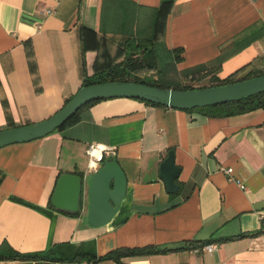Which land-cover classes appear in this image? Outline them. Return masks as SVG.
<instances>
[{
  "label": "crops",
  "instance_id": "0c3cea01",
  "mask_svg": "<svg viewBox=\"0 0 264 264\" xmlns=\"http://www.w3.org/2000/svg\"><path fill=\"white\" fill-rule=\"evenodd\" d=\"M102 5V0H0V131L52 117L97 67L125 59L127 38H150L160 14L164 33L153 46L160 66L176 63L178 72L212 67L230 53L214 76L240 79L264 70V0ZM83 27L93 30L86 39ZM92 145L108 148L105 158L115 156L128 181L119 212L100 228L88 220L90 180L103 164L90 165ZM171 150L181 168L174 195L160 179V165ZM228 168L231 176L224 172ZM63 173L86 178L77 215L49 208ZM0 177V247L35 253L93 243L100 257L153 246L180 250L123 263L264 264V109L213 118L136 99L103 100L62 130L1 148ZM209 241L217 244L214 251L203 250Z\"/></svg>",
  "mask_w": 264,
  "mask_h": 264
},
{
  "label": "water",
  "instance_id": "95a60500",
  "mask_svg": "<svg viewBox=\"0 0 264 264\" xmlns=\"http://www.w3.org/2000/svg\"><path fill=\"white\" fill-rule=\"evenodd\" d=\"M264 93V75L234 84L179 91L162 89L140 83L107 82L82 87L73 98L52 117L30 125L0 131V149L42 139L60 129L74 114L87 104L99 100L129 98L157 104L177 110H191L222 105L247 99ZM181 168L176 165L175 152L160 165V179L168 194L179 192L178 180ZM85 176L63 173L58 178L52 206L69 214H79L86 198ZM128 181L117 158L107 160L98 168L90 180L89 224L100 228L109 224L119 212L127 196Z\"/></svg>",
  "mask_w": 264,
  "mask_h": 264
},
{
  "label": "trees",
  "instance_id": "16d2710c",
  "mask_svg": "<svg viewBox=\"0 0 264 264\" xmlns=\"http://www.w3.org/2000/svg\"><path fill=\"white\" fill-rule=\"evenodd\" d=\"M102 9H112L113 0H102ZM168 4H163L162 7ZM161 7V8H162ZM111 11V10H110ZM109 11V12H110ZM113 12V11H111ZM106 15V11H102V18ZM104 23V20H103ZM101 31H104V25H101ZM93 30L86 27L82 28L83 39L87 38ZM164 33L162 24V14L159 15L157 21L153 27V33L150 38L137 41V37H129L126 42L128 44L129 53L125 59L113 66H101L97 67L95 74L92 76H86L83 80L82 87L92 86L107 82H131L145 84L151 87H157L162 89H174L179 91L194 90L201 87H195L197 82L211 76V84L207 87H216L227 84H234L240 81L260 77L264 75V70H253L246 74L244 77L237 79L236 75H233L226 79H220L214 76L216 70L221 66L223 61L230 56V53H223L215 65L212 67L208 65L198 66L185 72H178L176 69V63H172L166 66H160L157 62V54L153 48L159 36ZM87 34V35H86ZM131 43V45H129ZM238 49L234 50L236 52ZM138 52H141L142 56H136ZM233 52V51H232ZM175 53H180V50H175ZM180 61L181 57L177 56V60ZM156 71V74L146 77H141L143 72ZM206 88V87H203ZM71 100V99H70ZM67 100L66 104L70 101ZM105 100V99H104ZM103 100L91 102L81 108L76 114H74L60 129L79 121L84 111L92 107L93 105ZM141 101V100H139ZM146 104L153 106H160L150 102L142 101ZM163 107V106H162ZM259 109H264V93L243 99L240 101L216 105L205 108H195L191 110H185L188 112H197L204 116L221 118L232 117L242 114H246ZM107 161L105 158L103 162ZM2 178L0 177V184ZM49 208L53 209L52 202L49 204ZM77 215V214H75ZM224 241V240H223ZM214 243L212 241L205 242L204 245ZM182 249V248H181ZM184 249V248H183ZM180 250L176 249H159L153 246H147L143 248H121L114 250L104 256H97L94 250V244H82V245H63L59 246L48 252H35V253H20L7 245L0 247V262L2 261H35L37 264H83L85 259L90 264H96L100 261H114L119 264H124L123 259L134 256H148L156 253H168Z\"/></svg>",
  "mask_w": 264,
  "mask_h": 264
},
{
  "label": "built area",
  "instance_id": "2783aa9c",
  "mask_svg": "<svg viewBox=\"0 0 264 264\" xmlns=\"http://www.w3.org/2000/svg\"><path fill=\"white\" fill-rule=\"evenodd\" d=\"M109 149L103 145H92L88 148L87 154L90 158V165L96 166L99 163H102L105 159V154L108 153ZM224 172L231 176L233 173L232 169H224ZM217 247V244H208L203 247V250L214 251Z\"/></svg>",
  "mask_w": 264,
  "mask_h": 264
},
{
  "label": "rangeland",
  "instance_id": "374dc122",
  "mask_svg": "<svg viewBox=\"0 0 264 264\" xmlns=\"http://www.w3.org/2000/svg\"><path fill=\"white\" fill-rule=\"evenodd\" d=\"M151 76H153V75H151ZM149 78H150L149 76H146V79H149ZM210 84H211V80H205V79H203L202 81L197 82L195 84V87H201V88H203V87L209 86Z\"/></svg>",
  "mask_w": 264,
  "mask_h": 264
}]
</instances>
